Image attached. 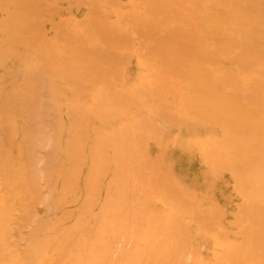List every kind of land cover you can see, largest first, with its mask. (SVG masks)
<instances>
[{
	"label": "bare ground",
	"instance_id": "bare-ground-1",
	"mask_svg": "<svg viewBox=\"0 0 264 264\" xmlns=\"http://www.w3.org/2000/svg\"><path fill=\"white\" fill-rule=\"evenodd\" d=\"M0 264H264V0H0Z\"/></svg>",
	"mask_w": 264,
	"mask_h": 264
}]
</instances>
